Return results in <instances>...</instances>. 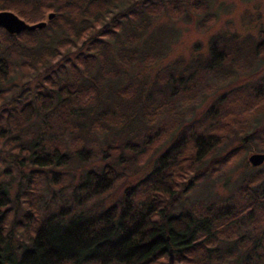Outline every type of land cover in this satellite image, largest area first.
<instances>
[{
  "label": "trees",
  "instance_id": "1",
  "mask_svg": "<svg viewBox=\"0 0 264 264\" xmlns=\"http://www.w3.org/2000/svg\"><path fill=\"white\" fill-rule=\"evenodd\" d=\"M1 10L29 24L54 17L0 28V264H264V165L242 158L225 198L183 200L215 179L209 166L229 172L246 149L264 152V78L226 87L264 61V32L212 39L206 57L148 73L176 39L155 19L189 10L206 30L217 18L208 1L0 0ZM24 168L8 200L5 178ZM49 170L66 193L47 192Z\"/></svg>",
  "mask_w": 264,
  "mask_h": 264
},
{
  "label": "rangeland",
  "instance_id": "2",
  "mask_svg": "<svg viewBox=\"0 0 264 264\" xmlns=\"http://www.w3.org/2000/svg\"><path fill=\"white\" fill-rule=\"evenodd\" d=\"M206 1L209 2L210 10L217 13L216 20L206 30L199 28L198 23H196V20L199 16L189 10L185 11V15H183L184 18L181 17L180 19L178 18L177 20L174 21H172L169 17H166L165 15H163L162 17L159 16L157 19H155L154 24L156 26H163L166 29L175 30L176 35L174 39L175 38L176 39L174 41L172 40V42L168 46L169 51L165 55V58L157 62L154 66L146 68L145 69L146 72L153 73L156 69L163 66L166 62L174 61L178 58H183L185 60L194 59L196 57L204 58L207 55L208 43L212 39H218V41L224 39L225 43H232V44H236L239 40H246L245 42H252V40L258 38L257 36L258 31H262V33L264 32V0H206ZM186 4H187V0H184V5ZM1 11H8V10H1ZM8 12H12V11H8ZM50 12L51 11H45L42 20L38 22L44 21L46 24L47 22L51 21L54 16L50 17L49 20H46V17ZM220 37L221 39H219ZM244 58H241L240 60L242 64H246V61H243ZM245 60L249 61L250 59L245 58ZM263 78H264V61H253L250 70H248L246 73H241V72L237 73L236 78L232 82L228 83L226 87L230 88L237 85H242L244 83L245 84L251 83L257 80H261ZM15 81H17V78H14L12 80V82ZM210 99L211 98L206 99L203 105L197 107L196 110L197 111L201 110L202 107L205 106L210 101ZM260 126L264 128V117H262L260 120ZM258 138L255 140H258ZM248 139L249 137L247 135L246 139H244V143H245L244 145L248 143L247 142ZM237 142H239L238 139L232 140L229 143H224V145H222L219 148L218 151L219 157L220 155H222L221 154L222 152L232 148L237 144ZM250 143L252 146L254 145L253 142L250 141ZM245 151L246 152L243 154L241 158L237 159L235 162L234 161L232 162L233 166L229 172L223 171L226 170L227 168L225 166L222 167L220 165L216 167H213V165L209 166L206 169L205 173L209 171H214V174L212 176H214L215 179L217 178V180L215 179H210V180L207 179L206 181L203 180L199 185H196L190 193H188L185 196L183 195V200L198 201L199 199L204 198L215 202L218 201L216 199L225 198L228 193V190L226 189V185L230 186L234 182H237L238 176L240 178L243 176L241 174L244 172V168L246 167L243 164V162H241L240 159L244 158V161L251 168H256L264 165V158L260 164L253 166L251 164V161L248 160V157L253 153L264 154V152L250 151L247 149ZM161 152L162 149H159V152H155L153 156L158 158ZM22 158L23 156L21 157V159ZM151 160L146 164H144L140 172H136L135 174L136 176H130L129 178H127L126 180L129 182L118 183L117 185H115V187L107 195H104L102 197L103 201L108 202L112 199H116L119 196L121 189L124 186L133 183L135 179L139 177L138 175L150 170L152 165ZM212 161L213 160H210L208 164ZM80 169L81 168L77 169L76 171L77 174ZM241 170H243V172H241ZM24 173L25 174H23V177L21 179L17 176H13L12 174L10 175V173L7 176V178H5V180L8 182L9 185L7 191L8 193L6 194L8 200H11L15 197L16 188L20 183V181L26 182V180H28L27 178L28 172L26 168H24ZM62 174L64 175L67 174V176H71L73 174V171H69L68 173H66L65 170L62 172ZM77 174L71 176L72 177V179H70L71 183L77 181ZM49 175H51V177H49ZM55 178H57V176L53 172H51V170H49V172H47V175L43 180L50 185V187L45 186L47 192L50 193V195L57 197L61 194L66 193L67 189L58 191L60 190L59 188L61 182L59 181L57 182L56 180H54Z\"/></svg>",
  "mask_w": 264,
  "mask_h": 264
},
{
  "label": "water",
  "instance_id": "3",
  "mask_svg": "<svg viewBox=\"0 0 264 264\" xmlns=\"http://www.w3.org/2000/svg\"><path fill=\"white\" fill-rule=\"evenodd\" d=\"M53 16L54 13L52 12L48 13L46 20H49L50 17ZM44 24H45L44 21L29 24L12 12L0 11V28L5 30L9 34H18L21 31L34 30L37 28H41ZM244 139H246V136L244 137ZM263 158H264L263 153H253L248 157V160L251 161V164L253 166L260 164ZM169 259H171V257Z\"/></svg>",
  "mask_w": 264,
  "mask_h": 264
}]
</instances>
